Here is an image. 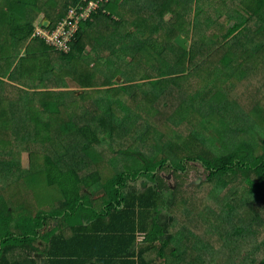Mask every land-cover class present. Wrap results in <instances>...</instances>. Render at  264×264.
Listing matches in <instances>:
<instances>
[{
	"label": "trees",
	"instance_id": "trees-1",
	"mask_svg": "<svg viewBox=\"0 0 264 264\" xmlns=\"http://www.w3.org/2000/svg\"><path fill=\"white\" fill-rule=\"evenodd\" d=\"M58 1L0 0V264H264V213L258 211L264 207V121L226 88H213L219 77L235 83L238 54L255 57L264 47V37L256 39L264 32V0L232 7L224 6L227 0H109L81 22L67 53L33 36L44 17L54 28L80 0ZM202 20L220 27V35L211 32L188 50L181 47L176 38L190 39ZM34 39L44 41L45 50L31 70L20 51ZM88 47L94 54L86 53ZM216 49L223 55L206 82L201 67ZM70 87L82 92L54 89ZM64 107L70 119L54 130L70 144L64 153L45 154L42 171L55 196L36 206L26 176L37 166L36 141L49 136L32 140L31 124L40 133L61 119ZM182 112L200 128L176 137L159 129L158 122L178 126ZM141 121L153 135L135 145L141 140L135 134L127 147L111 142L114 174L104 181L95 146L107 132L113 141L115 127L131 137ZM11 170L20 174L9 178ZM192 170L202 172L197 191L212 184V196L224 195L221 224L206 209L189 213L201 234L179 217L194 198L181 194ZM166 171L177 179L173 186ZM140 177L152 185L142 191L129 185Z\"/></svg>",
	"mask_w": 264,
	"mask_h": 264
},
{
	"label": "rangeland",
	"instance_id": "rangeland-1",
	"mask_svg": "<svg viewBox=\"0 0 264 264\" xmlns=\"http://www.w3.org/2000/svg\"><path fill=\"white\" fill-rule=\"evenodd\" d=\"M209 1V0H208ZM207 1V3H208ZM232 1V2H231ZM58 2H61V0H59ZM240 0H227V2L224 4V6L227 3L231 4V7L234 6L233 3H237L239 4ZM220 4V3H218ZM220 8L223 9V5L220 4ZM216 6V5H215ZM230 7V8H231ZM55 9H57V7H55ZM191 14L188 15L190 13V11H186L185 15L186 17L190 18L188 20V23H192L194 20V12L191 10ZM212 13L214 15V17L217 16L218 11L215 9L212 10ZM226 16V15H225ZM170 17V14H168L167 19ZM42 25V23H41ZM51 25V24H50ZM220 24H217L216 26H218ZM220 27L217 28H213L212 25H210V23L205 20H202V22L200 24L196 23V26L192 27V34H191V38L189 40V48L190 45L192 43V41L196 40H200L202 37L207 36V34L209 33H213L212 37H218L220 34L218 32H220ZM184 36V35H183ZM186 37V36H184ZM264 37V32L259 31V34L257 35L258 40H262ZM187 38V37H186ZM194 38V39H193ZM32 39V38H31ZM35 40V39H34ZM29 43V40H28ZM27 43V45H28ZM26 45V46H27ZM24 47L21 49L20 53L24 51ZM241 52H243L241 49H239ZM217 52V53H216ZM223 53L216 49V51L209 55V59L206 60V63L201 67L203 70V72H201L200 74L205 77L204 80L206 82H211L213 77H212V68H214L216 65H218L220 63V58L222 57ZM245 55H241L238 54V56L236 57L237 62L239 63V70L236 73V81L234 84L228 83L226 84L224 81H222L219 77V80H216L214 82L213 88L218 92L219 90L221 91H225L223 89H227L231 96L235 99H239L241 100V104L243 105V107L246 108V110L249 109L250 114H252L254 116V118L259 121V122H263L264 121V47L258 51L257 55L255 57H249L246 59H243L242 57ZM193 83H191L190 85V89H192ZM194 87V86H193ZM194 89V88H193ZM53 90V89H52ZM58 90V89H56ZM69 91V90H67ZM80 90H77V92H79ZM79 94V93H77ZM18 98V96H16ZM20 97V96H19ZM19 99V98H18ZM16 99V100H18ZM89 101V100H88ZM187 102V101H186ZM189 102V101H188ZM86 103V102H85ZM21 106V103H19ZM16 105V104H15ZM129 105L132 107H137L139 105V103L137 104V102H131L129 101ZM7 106V103H6ZM69 107V106H67ZM65 108V107H64ZM148 109V106H145L144 108V112H146V110ZM63 115L61 117V119L58 120H54L52 122L53 126H50L48 128H44L41 130L40 133H38V130L36 129V123H32L31 124V128L30 130L32 131L33 129V138L32 140H34L37 135L40 136V134H47L49 136V140L53 139V141H49L48 139H42L40 136L38 138V141H36L35 143V147H33L32 149V153H34L33 156V162L37 165L35 167H33L32 169V174L27 175L26 176V182L28 184V188L31 191V199H35L36 198V206H41L43 204H47L49 202H51L55 196V193L52 191H47V186H46V181H45V174L43 173V169L41 166L43 164L44 161V156L46 153L49 154H54V151H60L61 153H64L65 150L63 148L69 146L70 142L68 139L69 137H63L60 136L61 134L57 131L54 130V128L56 127V125L63 120L67 121L70 119L71 116V110L65 108L63 109ZM86 110V108L83 109H75L72 110V113H78V114H82L84 113ZM119 110V109H118ZM87 111V110H86ZM139 111L142 113V111L139 109ZM22 112V111H20ZM17 115L21 114V113H16ZM42 118L44 121H49L48 116L42 112ZM143 115V113H142ZM182 117L184 119H182L181 123L177 126L174 123H161L158 122V127L159 129L162 131L163 127H166V131L168 133L169 137H176L177 135H184V133H187L191 130L194 129H199L200 127H198L197 124V119L189 114L183 113L182 112ZM80 121H84V117H81L79 115ZM143 121L139 122V124H136V126H133L134 129L132 130V134L131 137H128V135L126 134L127 132L120 130L119 127H115L116 131H114V135H115V139L113 141H111V139L107 136V133L105 134V140L97 146H95L96 148V153H94V156L96 158H94L95 160H97L96 164H101L102 168V174H103V179L104 181L107 180V178L111 177L114 174V171L109 167V160L112 157V152L109 149V144L111 142H113L117 147H122V146H129L131 143H128L129 140H131L132 138L136 137V135L141 139L139 140L135 145H138V143H141L142 140L146 141V138L152 136L151 134H147L146 130H145V126L142 125ZM164 124V125H162ZM35 125V128H34ZM49 126V125H48ZM139 129L142 131V134L139 133ZM134 133V134H133ZM139 133V134H138ZM35 134V135H34ZM136 134V135H135ZM257 140H259V137H257ZM141 141V142H140ZM1 142V141H0ZM3 143V142H1ZM59 143L57 146L53 147L54 144ZM10 145V144H9ZM8 145V147H9ZM124 163L125 161L123 160L120 168L123 169L124 168ZM35 170V173L33 174ZM12 174H10L11 177H14L20 173H18L15 170H11ZM172 172V171H171ZM171 172H163V175L165 177V179L167 180V182L173 186L174 183L176 184L177 179L174 176V174H172ZM201 174L202 172H200L199 170H192L190 172V174L187 177V181L183 183L182 186V191L181 194L183 195H190L193 196L194 198L192 200L188 201V208H183L182 211H179V217L185 222L188 223L189 226L191 227V229H194L196 231V233L201 234L204 230L202 228H198L195 226V228L193 226H191V224L194 221V217L190 216V212H194L197 209H206L210 214V218L212 219V222H214V224H221L222 222V218L221 215L224 212V209L221 205V200L222 198H224V195L221 194L220 197H215L212 196V187L213 185H208L203 187L199 192L198 187L196 185L201 184ZM174 177V179H173ZM17 178V177H15ZM13 184V183H10ZM9 184V185H10ZM130 186H135L137 187L138 190H145L147 187L151 186L152 183L149 182L147 180L146 177H140L135 181H130L129 183ZM236 185V184H235ZM237 186V185H236ZM234 190V189H233ZM232 192L231 196V200L235 201L238 197ZM197 191V193H196ZM230 192V193H231ZM169 192L166 193V197L169 196ZM180 195V194H179ZM98 197L101 196V194L97 195ZM189 196V197H190ZM192 198V197H191ZM187 199V198H186ZM258 211L263 212L264 213V207L259 208ZM167 215V211L163 210L162 212V219L165 220V217ZM196 225V224H195ZM202 227V226H201ZM42 243V247L45 246V244L40 241V244ZM42 260H44V257L42 256ZM185 264H189V263H185ZM194 264H211V263H206V262H201L199 260H196Z\"/></svg>",
	"mask_w": 264,
	"mask_h": 264
},
{
	"label": "built area",
	"instance_id": "built-area-1",
	"mask_svg": "<svg viewBox=\"0 0 264 264\" xmlns=\"http://www.w3.org/2000/svg\"><path fill=\"white\" fill-rule=\"evenodd\" d=\"M109 0H80L70 5L67 16L56 27L50 28L44 25L36 27L34 37L44 40L49 46L62 52L71 50V42L79 30L81 22L87 20L93 12H96L102 4Z\"/></svg>",
	"mask_w": 264,
	"mask_h": 264
},
{
	"label": "crops",
	"instance_id": "crops-1",
	"mask_svg": "<svg viewBox=\"0 0 264 264\" xmlns=\"http://www.w3.org/2000/svg\"><path fill=\"white\" fill-rule=\"evenodd\" d=\"M32 40L30 39L29 40V43L31 42ZM37 43H35V44H33V45H30V46H28V47H26L25 49H24V51H23V53L21 54V55H23V59H25L24 60V63H25V66H27V67H30L31 68V70H33V68H34V65H35V62H37V61H39V60H41L42 59V56H41V51H44L43 49H42V46L41 45H39V44H42V42H44V41H42V40H35ZM34 42V41H33ZM33 42H31V44L33 43ZM29 43H28V45H29ZM43 44H45V42L43 43ZM42 44V45H43ZM28 50H29V52H28ZM100 50H98V51H95V54L97 53V52H99ZM86 53L87 54H90V55H92V54H94V51H92V49H90V47H88L87 49H86ZM30 76V75H29ZM117 79L120 81V82H123L124 81V79L122 78V77H120V76H118L117 77ZM68 81H70V79H68ZM20 87H26V88H28L27 86H23L21 83L20 84H18ZM46 89L47 88H43V87H39V88H37L36 90H40V91H46ZM54 89H62V90H64V91H67V90H80L78 93H80V92H82V90L81 89H79V88H73V87H70V88H54ZM35 90V89H34Z\"/></svg>",
	"mask_w": 264,
	"mask_h": 264
},
{
	"label": "water",
	"instance_id": "water-1",
	"mask_svg": "<svg viewBox=\"0 0 264 264\" xmlns=\"http://www.w3.org/2000/svg\"><path fill=\"white\" fill-rule=\"evenodd\" d=\"M42 25H44L45 27H49L51 24V20L48 17H44L42 20ZM176 42L183 47L184 49L188 50L189 49V40L188 38L184 37L183 35H179L176 38Z\"/></svg>",
	"mask_w": 264,
	"mask_h": 264
}]
</instances>
